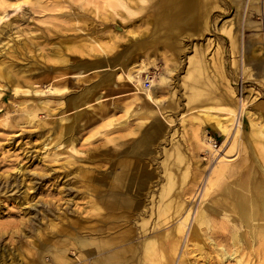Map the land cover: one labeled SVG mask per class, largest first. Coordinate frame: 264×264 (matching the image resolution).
<instances>
[{"label": "rangeland", "instance_id": "1", "mask_svg": "<svg viewBox=\"0 0 264 264\" xmlns=\"http://www.w3.org/2000/svg\"><path fill=\"white\" fill-rule=\"evenodd\" d=\"M204 4L208 26L202 20V27H192L187 0H0V264L80 261L82 249L72 237L106 232L109 211L97 196L102 178L119 171L126 154L139 157L147 144L152 151L142 161L150 178L138 195L143 207L131 206L116 228H129L131 239L109 244L132 246L127 257L135 264H145L146 238L163 237L177 223L176 209H164V200L185 202L181 215L186 207L196 209L204 191L198 180L218 160L226 169L222 193L228 182L243 192L252 172L264 182V0H196L195 11ZM168 17L172 29L182 30L171 43L162 34ZM193 54L204 66L198 87L207 84L219 113L236 115L229 136L203 109H188L182 76ZM134 61L140 65L129 69ZM149 71L156 78L146 88ZM244 120L249 126H241L242 140L230 145ZM157 126L159 137H151ZM242 223L241 242L234 243L233 230H222L218 247L204 245V259L264 264V227L252 235ZM55 237L70 241L65 260L43 245ZM162 242L168 254L170 242ZM193 244L183 264L202 263ZM221 245L236 251L233 259L223 261Z\"/></svg>", "mask_w": 264, "mask_h": 264}, {"label": "bare ground", "instance_id": "2", "mask_svg": "<svg viewBox=\"0 0 264 264\" xmlns=\"http://www.w3.org/2000/svg\"><path fill=\"white\" fill-rule=\"evenodd\" d=\"M204 2L209 3L210 0H204ZM195 3H196V0H187V7H188L187 10H191L190 20L193 23L192 27L195 26L197 22H198V25L202 27L203 25L202 20L206 21L205 27L208 26V15L210 14V7H208L209 5H206V6L205 4L202 6L200 5L199 12H196L194 8ZM3 17L5 16H0V19ZM171 21L172 20L170 19V17L166 18L165 21L164 20L161 21L162 23H164V31L162 32L163 38L167 43H171L175 38L174 35H177L179 34V32L182 31L181 29H174V28L172 29L170 27ZM195 55L196 54L189 56V64H188L187 70L185 74L182 76L183 81L186 84V89L188 92L187 94L188 103H189L188 109L193 110L198 107L203 109L201 112L202 115L205 116L215 128L219 129L223 135L229 136L231 133L230 126H232V124L234 123L235 121L234 116L236 115L234 111L229 112L230 116L219 113L217 111L218 108H216L214 104L209 102L211 97H210V92L209 91L207 92V84H203V85H200V87H198V84L201 80V75H202L201 71L204 69V66L202 64V60H200ZM206 63L207 61L205 62V64ZM139 65L140 64H137L134 61L128 65V68L133 69ZM208 66L209 65H207V67ZM144 68L145 66L142 65L140 69L143 71ZM130 72H134V71H130ZM250 95H252L251 91H249L245 97L247 98ZM77 101H78L77 99H73L72 103H76ZM239 101L242 102L241 111L244 112V115L248 116L249 121L252 120V118L249 116L251 114L250 111H248L247 108H245L246 104L244 102L245 101L244 98L242 99L240 98ZM193 104H196V105L193 106ZM226 109L224 108L225 111ZM249 121L244 120L242 123L238 122L239 129L236 130L234 135L231 134V136L233 135V138H232V141H230L229 143L230 145H232L231 144L232 142L239 140L241 126L243 127V125L245 126V124L249 126ZM257 122L263 123L261 120H258ZM235 127H237V125ZM160 131H161L160 128L157 126L155 131L150 136L158 138L161 133ZM75 150L76 149H74V151ZM151 151H152L151 145L147 144L144 147V150L141 151L142 153L138 155L139 157L137 156L134 157L132 155L126 154L125 161L121 162L122 168L119 171L114 170L110 172V175H106L105 177L102 178L101 180L102 189L99 190V193L97 194V196H98L99 202L109 211V213L103 217V221L106 223V226H105L106 232L105 233L103 232L102 235L98 237H94V236L92 237L89 235H85V236L78 235V236L72 237L73 241L71 244L73 246H79L82 249V259H80V261L78 262L75 261L72 264H101V263L135 264L136 263L133 260V257L132 258L127 257L132 246H126V247L112 246L110 247L111 245L109 246V244L112 242L118 243L120 240L131 239L132 233L129 228H125L123 230H121V228H118V229L116 228L118 227V223L120 224L119 220H121V222L122 220H124L125 222L127 221L128 211L131 206L135 208L139 207V210H141V208L143 207L142 206V203H144L142 202L143 199L141 200L142 202L141 203L138 195L140 191L145 190L148 187V182H149L148 177L149 176L147 172L149 171L148 170L146 171V169L148 168H146L145 162L142 161V158H144L142 156L150 153ZM137 159H141V161ZM230 162L231 160H229V163ZM224 163L225 162L223 160H218L216 162V165L213 166L209 175L205 178L203 177L204 179L200 177V179L198 180V185H201L200 183L203 182L204 187H202L203 188L202 190L204 191L202 193L200 202L197 203L196 209L186 207L184 208L185 211L183 210L184 212L181 215L180 213L184 207L185 202L178 201L177 203L172 198L164 200L163 202L164 209L171 208V207L176 209L175 211L176 214L174 215V217H176L177 223H175V226L171 230L166 231L163 234V237L155 235L154 237H151V238L148 237L149 239L146 238V240L142 244V249H141V258L143 259V262L145 264H152L151 261H155L158 264H172V261H173V264H183V260L187 256L188 251L190 250L188 249L190 242L198 243V244H193V245L199 246L198 248L196 246L195 247L200 252L199 258H201L200 259L202 262L201 264H214L212 260L213 257H211L210 255L208 256L207 259H204L203 251L205 248L204 245H206L207 242L214 248L218 247L216 236L219 232L225 229L233 230L234 232L232 233V237H233L234 243L236 242L239 243L241 242V239H239L238 237H243L241 229L237 228L238 227L237 225H239V223L243 224L242 222H245L247 226L250 228V230L252 231V235H255L254 233H257L256 230L259 229L260 227L263 229L264 227V196H263L264 195V182L258 181L256 174L252 172L251 180L248 177L247 183L243 184V192L241 191L239 192L238 190L234 189L232 185H230L228 182V185H226L224 189H222L224 193L223 195V193L220 191L221 190L220 182L226 172ZM261 165L264 168V164H261ZM170 182L171 181L169 177V184H171ZM170 188L171 186L167 187L166 189H162L160 193V197H162V194H164V192H166ZM135 197L136 199L134 201ZM229 209H232V211L241 218L239 222L234 219L233 212H230ZM179 215L180 217H178ZM102 224L103 223H101V226ZM101 229L102 228L99 227V230ZM115 229L116 231H113ZM181 237L182 239H180ZM253 237L255 238V236ZM246 238H248V236ZM248 239L246 240V242L248 241ZM162 240H165L166 242H170L171 246L169 248L168 254L164 252L165 246L162 247V243H163ZM50 241L51 242L49 243H48V240L43 241V245L45 246V249L46 247H48V245H50V247L56 254L55 255L56 258L59 261L65 260V254H66V251L68 250V248L66 249V247L70 244V241L65 240L64 238H57V237L51 239ZM96 250H101V251L104 250V252H101L99 256H96L94 258L92 254ZM198 250H195V251H198ZM221 250L223 252V253L221 252V254H223V258H222L223 261L225 259L229 260L231 258L232 259L234 258V254L236 252L234 251V249H232L234 253L233 252L230 253L225 249L224 245H221ZM88 257L89 258L92 257L91 261L83 262V261L88 260ZM237 261H238L237 263L239 264L240 259H237ZM196 262L199 263L198 260Z\"/></svg>", "mask_w": 264, "mask_h": 264}, {"label": "built area", "instance_id": "3", "mask_svg": "<svg viewBox=\"0 0 264 264\" xmlns=\"http://www.w3.org/2000/svg\"><path fill=\"white\" fill-rule=\"evenodd\" d=\"M156 78V74H155V72H151V71H149L148 72V74L144 77V79H143V81H144V86L146 87V88H150L151 87V85H152V81H153V79H155ZM217 146H218V142H217V140L216 139H214V149L215 148H217Z\"/></svg>", "mask_w": 264, "mask_h": 264}]
</instances>
